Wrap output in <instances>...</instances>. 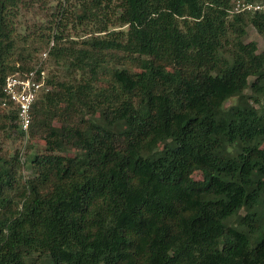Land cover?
Returning <instances> with one entry per match:
<instances>
[{
    "label": "trees",
    "instance_id": "obj_1",
    "mask_svg": "<svg viewBox=\"0 0 264 264\" xmlns=\"http://www.w3.org/2000/svg\"><path fill=\"white\" fill-rule=\"evenodd\" d=\"M49 1L0 0L1 98L7 75L33 70L18 43L34 34L81 74L48 78L31 106L45 138L32 177L0 152V264H264V49L244 41L248 25L264 38V9ZM30 8L43 20L26 35ZM69 15L89 26L78 41Z\"/></svg>",
    "mask_w": 264,
    "mask_h": 264
},
{
    "label": "rangeland",
    "instance_id": "obj_2",
    "mask_svg": "<svg viewBox=\"0 0 264 264\" xmlns=\"http://www.w3.org/2000/svg\"><path fill=\"white\" fill-rule=\"evenodd\" d=\"M58 1L59 0H50L48 2L49 7H47L48 11L51 9L53 11L57 10L59 8ZM231 1L233 5L232 12L242 10V4L246 3L245 0ZM62 3L66 9L72 8L70 6L71 2ZM40 13L41 11H38L36 8L23 9L21 11L20 18H18L19 23H22V25L19 26V31L22 34L28 35V30H26L25 27L27 26L32 28V23L34 21L43 20V14ZM70 16L71 15H69L68 17L64 34L78 41V39L80 40L85 34L84 28L86 30H89V26L84 24L78 25L76 22H72ZM119 28L126 29V26H122ZM45 39L46 38H44L43 36L40 37L39 35L34 34L30 36V38H28L25 43H18L19 48L20 46H24L25 49L24 58L26 57L27 61L23 60L24 63H27L30 67H33V69H41V82L43 85L39 88V91L37 92V98H39L43 92L49 90L52 87L50 84L46 83L47 79L51 78L52 76L56 78H71L72 76L76 79L81 78L80 72H75L72 74L68 73V68L63 65L62 60L56 62L54 57L48 54L51 42L48 43L47 41H45ZM244 41L254 42L257 45L258 52L264 49V38L251 25H248L246 27V35L244 36ZM43 52H47V54L44 56ZM13 57L14 58L12 61L15 62L16 66L18 67L21 63V60L18 59L19 57L16 54ZM251 80L252 78H249V82ZM2 86L1 91L3 93ZM5 101V97H0V152L5 157H12L15 153H18L20 164L17 172V177L18 179H20V181H23L27 177H32L35 174L34 169L32 168V165L29 161V158H31L35 153H41L44 151L43 149L45 138L43 135H38L31 132V122L29 128L26 131L22 130L19 125L16 128L9 127L10 123L16 122L11 121V118L9 116L11 113H13L14 107L13 105L10 106L7 103L5 104ZM232 102H234V99L229 100L227 104H230ZM47 114L53 116L52 111L48 110ZM52 124L55 126L60 125V122L58 121L56 116H53ZM66 154L73 155L75 154V152L73 150H69ZM193 177L195 179H200L202 175L199 171H195ZM31 263L32 259H30L29 264Z\"/></svg>",
    "mask_w": 264,
    "mask_h": 264
},
{
    "label": "built area",
    "instance_id": "obj_3",
    "mask_svg": "<svg viewBox=\"0 0 264 264\" xmlns=\"http://www.w3.org/2000/svg\"><path fill=\"white\" fill-rule=\"evenodd\" d=\"M264 9V0L253 3H243L242 10ZM47 52H43L45 56ZM41 79L36 78V69L31 70L26 74L15 72L7 75L3 82V95L13 105L16 114L17 122L20 128L26 131L31 122L30 109L37 98V92L42 86Z\"/></svg>",
    "mask_w": 264,
    "mask_h": 264
}]
</instances>
